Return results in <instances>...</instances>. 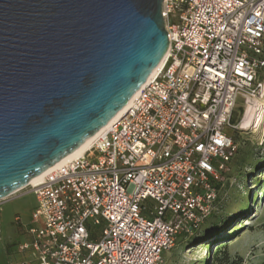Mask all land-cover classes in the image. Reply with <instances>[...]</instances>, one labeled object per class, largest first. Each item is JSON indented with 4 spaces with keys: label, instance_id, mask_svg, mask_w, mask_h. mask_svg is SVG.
<instances>
[{
    "label": "built area",
    "instance_id": "built-area-1",
    "mask_svg": "<svg viewBox=\"0 0 264 264\" xmlns=\"http://www.w3.org/2000/svg\"><path fill=\"white\" fill-rule=\"evenodd\" d=\"M161 14L159 66L80 156L24 187L30 239L6 264H159L214 210L236 102L264 93V0H162Z\"/></svg>",
    "mask_w": 264,
    "mask_h": 264
},
{
    "label": "water",
    "instance_id": "water-1",
    "mask_svg": "<svg viewBox=\"0 0 264 264\" xmlns=\"http://www.w3.org/2000/svg\"><path fill=\"white\" fill-rule=\"evenodd\" d=\"M161 3L0 0V199L74 152L145 83L168 46Z\"/></svg>",
    "mask_w": 264,
    "mask_h": 264
},
{
    "label": "rangeland",
    "instance_id": "rangeland-1",
    "mask_svg": "<svg viewBox=\"0 0 264 264\" xmlns=\"http://www.w3.org/2000/svg\"><path fill=\"white\" fill-rule=\"evenodd\" d=\"M254 104L255 107L264 108V93L257 97ZM239 107H242L243 111L242 97L235 105L232 121L234 124L239 122L242 115ZM226 131L235 140L237 152L223 174L220 187L221 202L217 210L206 218L197 231L207 230L210 224L217 222L221 217L238 216L239 212H243V217H246L248 222L237 228L235 226L238 221L235 226L231 225L233 230L228 234L231 236H227V240L223 242L227 243L226 246L219 249L216 260L209 264H229L230 260L226 261L224 258V250L230 259H234L236 255L240 256L242 264H264V117L257 127L227 128ZM244 199L248 201L242 209ZM34 205L35 196L28 188L20 189L0 204V263L6 264L11 260L24 258V252L20 251L19 247L30 239L26 230L33 225ZM16 216L18 221L15 220ZM218 223L216 225L220 224ZM226 231H223L221 236L225 235ZM204 239L203 234L178 237L175 245L162 253L159 264H200L213 251V245L207 249L203 246L197 247Z\"/></svg>",
    "mask_w": 264,
    "mask_h": 264
},
{
    "label": "trees",
    "instance_id": "trees-1",
    "mask_svg": "<svg viewBox=\"0 0 264 264\" xmlns=\"http://www.w3.org/2000/svg\"><path fill=\"white\" fill-rule=\"evenodd\" d=\"M238 110L242 114V107H239ZM233 113H234V111H233ZM232 121H233V115L231 117V122ZM219 197H220V199L216 203L214 210H212L208 216H210L213 212H215L217 210L216 208H217V206L221 202V196H219ZM246 201H248V200L244 199L241 205L243 206ZM237 215L238 216H236V215H226V216L221 217L220 219H218L217 222L220 223V224L218 223L219 225H216L217 222H215V223L210 224V226L208 227L207 230L201 231V232L200 231H197L198 228H199V226L208 217V216H206L203 219V221L197 227H195L190 233H185V234H181L180 235V236H184V237H194V236H197L198 234H203V238H205L203 242L204 243L206 242L207 247L213 245V251H211V253L208 255V257L206 259H204L202 262H200V264H203V263L204 264H209V263H212V262H214L216 260L217 255H218V252H219V249L221 247H225L226 244H227V243H223V242H225V240H227V238H228L227 236H229V237L231 236V235H228L230 233V230H233L232 229L233 227L230 228L231 225H234L235 226L236 222L243 217L244 213L243 212H239ZM223 231H226L225 232V235L221 236L222 235L221 233ZM196 243H199V242H196ZM223 254H224V258H225L226 261H229L230 260L229 261L230 262L229 264H242V259H241L240 256L236 255L234 259H230V257H229V255H228V253H227L226 250H224V253Z\"/></svg>",
    "mask_w": 264,
    "mask_h": 264
},
{
    "label": "bare ground",
    "instance_id": "bare-ground-1",
    "mask_svg": "<svg viewBox=\"0 0 264 264\" xmlns=\"http://www.w3.org/2000/svg\"><path fill=\"white\" fill-rule=\"evenodd\" d=\"M156 69H157V67L153 70V72L151 73V75L154 74V72H155ZM151 75H150V77H151ZM254 103L255 102H253V101H247L244 104L243 115L241 116L239 122L237 123L238 128L248 129V128L257 127L259 125V123L261 122V120L263 119V117H264V108H263V106H261V107L260 106L259 107L258 106L255 107V104ZM128 104H129V101H128V103L114 117H117V115L119 113H121V111H123V109ZM94 136H92L91 138H89L88 140H86L74 152L70 153L69 155H67L66 157H64L62 160H60L56 164L52 165L51 167L47 168L45 171H43L38 176H36L33 179H31L28 184L30 185V184L37 183V182L41 181L42 178L48 172L52 171L54 168L59 167V166L65 164V163H67L68 161H70L71 159H73V158H75L77 156H80L86 150V148L88 147L90 141L93 139ZM263 187H264V184L262 185V188ZM262 188H261V190H263ZM244 207H245V205H243L242 209ZM247 220L248 219H246V217H242L240 220H238V222H237V224H236L235 227L237 228V227L243 226L246 222H248ZM201 246L206 247V249L209 248V247H207L206 243L199 244L197 247H201Z\"/></svg>",
    "mask_w": 264,
    "mask_h": 264
},
{
    "label": "crops",
    "instance_id": "crops-1",
    "mask_svg": "<svg viewBox=\"0 0 264 264\" xmlns=\"http://www.w3.org/2000/svg\"><path fill=\"white\" fill-rule=\"evenodd\" d=\"M24 257H25V254H24Z\"/></svg>",
    "mask_w": 264,
    "mask_h": 264
}]
</instances>
